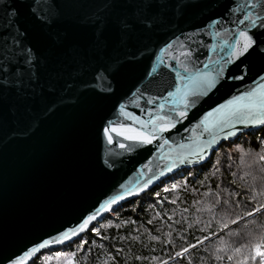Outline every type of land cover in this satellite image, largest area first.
<instances>
[{
    "label": "water",
    "instance_id": "obj_1",
    "mask_svg": "<svg viewBox=\"0 0 264 264\" xmlns=\"http://www.w3.org/2000/svg\"><path fill=\"white\" fill-rule=\"evenodd\" d=\"M29 2L15 0V7L29 27L31 46L39 53L38 79L31 83L25 73L19 89L0 86V264H8L9 257L23 255L42 239L76 227L119 193L126 199L114 209L181 170L207 163L222 144L264 127L237 123V135L222 140L206 153V159L168 170L170 160L201 134L208 138L196 128L206 111L261 82L264 54L242 57L243 63L231 56V45L241 29L258 31L239 23L245 13L261 11L245 7L257 0H160L161 22L150 31L136 32L131 46L127 38L122 42L120 21L133 0H59L63 15L50 26L33 20ZM259 2L264 5V0ZM90 17L106 19L99 26L102 38ZM0 19H7L5 9H0ZM218 20L222 22L215 23ZM55 33L61 35L62 43L53 42ZM167 42L176 45L170 50L176 61L161 51ZM179 43L196 54V67L208 65L207 71L223 65L225 79L190 110L188 119L160 134L152 145L115 134L110 144L103 131L109 123L140 127L120 115L122 106L143 120L149 119L148 112L158 113L161 104L167 113L172 100L168 92L181 83L177 73L184 75L179 63L184 58L179 53L186 49H180ZM230 59L234 62L225 63ZM241 75L244 80L231 78ZM121 144L129 147L121 148ZM150 176L152 183L139 191L138 185ZM126 189L137 194L128 196ZM64 246L54 244L38 255Z\"/></svg>",
    "mask_w": 264,
    "mask_h": 264
},
{
    "label": "snow or ice",
    "instance_id": "obj_2",
    "mask_svg": "<svg viewBox=\"0 0 264 264\" xmlns=\"http://www.w3.org/2000/svg\"><path fill=\"white\" fill-rule=\"evenodd\" d=\"M162 7L160 0H133V3L129 6V12L120 21L122 42H125V38H127L126 42L131 46L136 32L150 31L158 26L161 22ZM245 7L260 8L261 11L247 12L244 18L239 20L240 24L247 25V29L258 30L241 29L238 33L239 38L234 45H231V56L235 58V61H240L241 63L244 62L241 59L242 57L247 59L254 52L264 54V47H262L264 46V5L257 0L255 3L245 5ZM0 9L6 10L7 17L6 20L0 19V42H2V46H0V86L8 89H19L23 84L25 73H27L31 83L37 81L39 53L30 44L29 27L21 19L19 9L15 7V0H0ZM28 12L33 20L45 26L54 24L63 15L59 0H30ZM89 19L96 24L98 29L101 24L106 23V19L100 17H95L94 19L90 17ZM221 22V20H218L215 23L220 24ZM99 30L102 38L103 30ZM53 42H63L59 33L53 34ZM97 43H99V40ZM224 44L228 45L229 41L225 40ZM175 47L176 45L172 42H167L161 51H164L171 56L173 61H176L178 57L171 55L170 51ZM178 47L186 49L179 53L180 57L184 58L179 60L180 67L184 70V75L177 73L181 83L175 85L174 91L168 92V96L172 100L167 113L164 112L165 105L161 104L158 113L153 115L148 112L149 119L143 120L139 116L127 112L122 106L120 115L129 120H135L140 127L133 128L124 124L109 123L108 127H105L103 131L108 137L110 144L115 142L113 136L115 134L116 137H123L125 140L134 143L145 146L152 145L161 138L160 134L170 132L182 120L188 119L190 110L196 108L202 98L208 97L225 79L223 65L207 71L204 69H207L208 65H204V69L198 68L193 60L196 54L191 50L190 46L179 43ZM233 62L231 59L225 61V63ZM161 64L163 65V61H161ZM104 71H107V68ZM231 78L244 80L245 77L241 75ZM260 80L261 82L255 88H250L239 95H232L231 99H228L225 103L212 108L210 111H206L196 128L202 130V133H206L208 138L205 139L204 135L201 134L194 140L193 144L187 146L186 151L178 153L175 158L170 160L168 170L172 171L178 166L188 163L196 164L206 159V153L220 144L222 140H231L232 137L237 135L235 130L237 123L245 126H264V76H261ZM148 103H153V101L149 100ZM164 143L167 144L168 141L164 140ZM120 147L127 148L129 146L121 144ZM180 147L185 148L184 145ZM193 157L195 159H192ZM260 160L264 161V155L260 156ZM160 175L163 176L164 173L161 172ZM153 176H155V173H153ZM261 180L264 181V176L261 177ZM151 183L152 176L145 179L143 184L138 185L139 191H144ZM172 188H177V185L173 184ZM125 191L128 196L137 194L132 189H126ZM165 191H170V189L166 188ZM245 191L247 196L244 200L232 201L237 206L243 205L245 207L243 214L230 217L229 221L223 223L220 228V232H224L225 229H230L231 225H237L236 229H231L227 233L229 239L224 240L218 233H212V236L220 240V244L216 247L217 254L215 259L222 261L226 256L230 264H264V220H260V217H264V199H262L264 198V189L256 191L253 185H248ZM157 195L159 194L157 193ZM124 199H126L125 194L119 193L117 196L106 200L92 214L83 218L82 222H79L76 227H69L55 237L42 239L34 244L30 250L25 251L23 255H17L15 258L9 257L8 264H26L28 260H32V264H36V261L40 259L38 254H41L43 249H50L54 244L70 246L68 242L75 243L73 238L79 236L80 233L85 232L90 227L99 235L100 230L93 224V221H97L98 218L102 217L104 212L115 211L116 209L113 208V205ZM215 203L223 207L229 205V200L222 202L217 199ZM233 237H235V240L232 239ZM209 239V236L204 237V240ZM203 242V240L197 241L198 244H203ZM87 243V241H83V244ZM237 244L239 246H236ZM190 247L195 249L197 245L192 244ZM77 251H83V245H78ZM188 252L189 248L185 247L182 252H177L176 255L182 257ZM63 255V253H57V256ZM69 255L71 258L67 260L66 264H78L75 259L76 252H72ZM51 259V257H45V261H50Z\"/></svg>",
    "mask_w": 264,
    "mask_h": 264
},
{
    "label": "trees",
    "instance_id": "obj_3",
    "mask_svg": "<svg viewBox=\"0 0 264 264\" xmlns=\"http://www.w3.org/2000/svg\"><path fill=\"white\" fill-rule=\"evenodd\" d=\"M261 155L264 127L222 144L207 163L181 170L120 205L95 225L99 235L91 229L70 246L42 254L36 264H44L45 257L64 249L76 252L78 264H230L226 256L222 261L215 259L220 240L212 233L228 240L227 233L237 225L224 232L220 228L245 210L232 201L244 200L248 185L256 191L264 189ZM173 184L177 188L173 189ZM217 199L229 200L230 206L217 205ZM205 236L210 239L204 240ZM198 240H203V244H198ZM192 244L197 247L192 249ZM78 245H83V251H77ZM185 247L189 252L178 257L176 253Z\"/></svg>",
    "mask_w": 264,
    "mask_h": 264
},
{
    "label": "rangeland",
    "instance_id": "obj_4",
    "mask_svg": "<svg viewBox=\"0 0 264 264\" xmlns=\"http://www.w3.org/2000/svg\"><path fill=\"white\" fill-rule=\"evenodd\" d=\"M236 150V147L234 148ZM45 252L43 254H46ZM57 253H63V256H57ZM70 252L67 249L56 252L55 254L48 255L47 257H51L50 261H45L44 264H66L67 260L70 259Z\"/></svg>",
    "mask_w": 264,
    "mask_h": 264
}]
</instances>
